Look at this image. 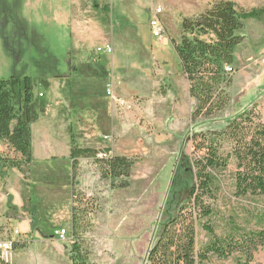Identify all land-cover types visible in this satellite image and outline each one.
Listing matches in <instances>:
<instances>
[{"label": "rangeland", "instance_id": "rangeland-1", "mask_svg": "<svg viewBox=\"0 0 264 264\" xmlns=\"http://www.w3.org/2000/svg\"><path fill=\"white\" fill-rule=\"evenodd\" d=\"M153 1L73 0V5L72 0H48L40 15L50 22L42 21L41 35L27 37L23 29L16 36L10 33L11 51L5 45L0 52V80L29 77L39 118L32 122L30 170L24 176L12 169L0 179L11 197L8 202L0 190V243L12 241L20 247L0 252L6 262L72 264L65 244L72 241L75 191L78 201L94 211L88 216L93 227L83 241L88 264H146L161 226L175 213V205L184 203L192 183V133L224 129L229 118L253 108L264 119L260 22L246 21V38L235 50L231 105L218 118L193 124L178 56L172 45L152 35ZM243 2L247 9L264 8V0ZM181 32L173 26L169 34L178 39ZM29 36L40 42L34 45ZM107 45L112 55L97 52ZM110 83L116 105L107 94ZM76 146L135 159L129 187L111 188L94 159H81L73 179L70 154ZM234 172L232 159L224 191H232ZM230 196L216 204L225 220L219 234L232 229L231 217L250 230L264 227L262 200L254 205ZM62 228L67 241L52 237ZM199 239L206 242L204 232ZM241 261L235 255L212 259L211 264ZM253 264H264V247L255 253Z\"/></svg>", "mask_w": 264, "mask_h": 264}, {"label": "trees", "instance_id": "trees-1", "mask_svg": "<svg viewBox=\"0 0 264 264\" xmlns=\"http://www.w3.org/2000/svg\"><path fill=\"white\" fill-rule=\"evenodd\" d=\"M249 19L264 27V8L242 10L232 1L212 0L203 14L183 19L180 40H171L188 82L193 124L214 120L231 105L235 50L246 38L244 30ZM227 68H232V72H227ZM35 108L29 77L0 80L1 180L12 169L24 176L30 170L32 122L39 118ZM225 123L221 130L192 133V183L184 203H177L175 213L161 226L157 241L147 253L146 264H211L212 259L228 260L235 255L241 256L242 264H253L255 253L264 247V227L250 230L241 227L233 217L232 229L218 233L225 221L216 207L222 196L231 195L254 205L259 200L264 203V119L253 108L241 111ZM11 137L16 138L17 145ZM104 152L73 147L70 154L73 179L81 159H94L101 177L110 182L111 188L129 187L137 161L110 155L109 150ZM232 159L235 162L232 191H224V178ZM88 208L83 200L78 201L74 191L72 241L65 244L72 264H88L83 241L84 234L93 227L88 216L94 212ZM262 222L264 211L263 226ZM200 231L206 236L203 244ZM19 248L13 245L14 251ZM0 264L10 263L0 257Z\"/></svg>", "mask_w": 264, "mask_h": 264}, {"label": "crops", "instance_id": "crops-1", "mask_svg": "<svg viewBox=\"0 0 264 264\" xmlns=\"http://www.w3.org/2000/svg\"><path fill=\"white\" fill-rule=\"evenodd\" d=\"M47 1L48 0H0V52H2L3 49L4 51L6 50L5 45L8 46L6 51H11L10 37H9L11 36L10 33H14V35L16 36L17 33L23 29L27 37L28 35L31 34L33 35L35 34V37L36 35L37 36L41 35V33L39 32L42 29V25H41L42 21H46L47 23L50 22L49 18L47 17L42 18V15H40L43 13V7L47 3ZM130 1L131 3L137 2V0H130ZM211 1L212 0H156L155 9L157 8L162 9V13L160 17L163 20L168 32V38L162 40L161 43H163L164 45H171L169 37L171 40L179 41L182 32L180 33L179 38L176 39L169 34L172 30V27L175 26L181 28L183 19L194 18L200 14H203L209 8ZM226 1H232L236 3L242 10L254 9V8H248V9L245 8V4L243 3L246 2H243L244 0H226ZM152 2L154 1L152 0ZM155 9L154 11L152 9V11L150 12V16L152 18L155 15ZM72 22L73 20H71V24ZM72 30H73V24H72ZM35 37L31 38V36H29L28 41L36 45V43L40 42V40L36 39ZM11 140L14 143V145H17V140L15 137L14 138L11 137ZM8 188L9 186L7 183L5 185H0L1 192L3 194L6 192L9 202L11 198L9 194L10 191H5Z\"/></svg>", "mask_w": 264, "mask_h": 264}, {"label": "built area", "instance_id": "built-area-1", "mask_svg": "<svg viewBox=\"0 0 264 264\" xmlns=\"http://www.w3.org/2000/svg\"><path fill=\"white\" fill-rule=\"evenodd\" d=\"M161 13H162L161 8L155 9V15L150 22V28H151L153 37L162 41V40L168 38V32H167V29L165 27L163 20L160 17ZM97 52L98 53L105 52L109 55H112L113 49H112V46L107 45V47L105 49L98 48ZM227 72H232V68H227ZM107 94L110 97V99L112 100L113 104L116 105L119 102L118 99L116 98L115 94H114V88H113V85L111 83L108 85ZM105 139L108 140V137H105ZM106 156L107 155H104V157H106ZM16 234H19V232L16 231ZM67 234H68V232L65 229L55 230L53 237L57 238L59 241H67V239H68ZM12 249H13V242L12 241H5L3 243H0V252H2V253L10 252Z\"/></svg>", "mask_w": 264, "mask_h": 264}]
</instances>
